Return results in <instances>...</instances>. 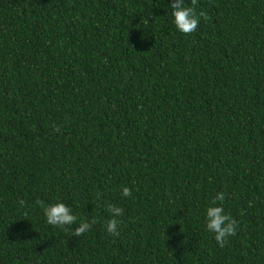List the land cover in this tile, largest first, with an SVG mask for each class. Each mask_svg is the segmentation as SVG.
<instances>
[{
    "label": "trees",
    "instance_id": "trees-1",
    "mask_svg": "<svg viewBox=\"0 0 264 264\" xmlns=\"http://www.w3.org/2000/svg\"><path fill=\"white\" fill-rule=\"evenodd\" d=\"M171 3L0 0V264H264V0H185L190 35Z\"/></svg>",
    "mask_w": 264,
    "mask_h": 264
},
{
    "label": "clouds",
    "instance_id": "clouds-1",
    "mask_svg": "<svg viewBox=\"0 0 264 264\" xmlns=\"http://www.w3.org/2000/svg\"><path fill=\"white\" fill-rule=\"evenodd\" d=\"M192 5L197 4V0H191ZM171 14L174 18L176 28L185 35H190L197 30L201 19L207 20V13L201 10L197 13L195 7H185V0H172L170 5ZM55 131H60V126L53 125ZM122 195L124 197L131 196V188L122 187ZM225 200V193H218L212 200L211 205L206 209V228L209 232L215 234V240L220 247L226 246L228 239L237 234L239 222L230 214H227L222 206ZM219 202V205H218ZM43 210L46 222L49 225L65 228L76 224L77 216L72 214V209L63 202H57L46 205L43 200L37 199L35 202ZM21 206L25 205L23 200L20 201ZM106 210L112 217L108 220L106 230L114 236L120 235V225L122 220L119 218L124 215V209L120 206L108 203L105 205ZM98 221L93 218L90 222H81L78 227L73 230V236L81 237L89 231Z\"/></svg>",
    "mask_w": 264,
    "mask_h": 264
}]
</instances>
